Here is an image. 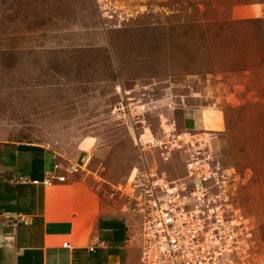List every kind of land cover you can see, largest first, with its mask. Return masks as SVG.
Here are the masks:
<instances>
[{
    "label": "rangeland",
    "instance_id": "obj_1",
    "mask_svg": "<svg viewBox=\"0 0 264 264\" xmlns=\"http://www.w3.org/2000/svg\"><path fill=\"white\" fill-rule=\"evenodd\" d=\"M0 143L96 188L127 225L122 264H139L143 169L237 210L236 255L264 264V0H0Z\"/></svg>",
    "mask_w": 264,
    "mask_h": 264
},
{
    "label": "crops",
    "instance_id": "obj_2",
    "mask_svg": "<svg viewBox=\"0 0 264 264\" xmlns=\"http://www.w3.org/2000/svg\"><path fill=\"white\" fill-rule=\"evenodd\" d=\"M48 157L56 164V154L41 145L0 143V264H122L127 230L122 242L111 240L108 221L121 219L104 217L99 193L89 182L71 176L46 187L15 182L19 176L46 178L52 172ZM71 165L73 173L77 168Z\"/></svg>",
    "mask_w": 264,
    "mask_h": 264
},
{
    "label": "built area",
    "instance_id": "obj_3",
    "mask_svg": "<svg viewBox=\"0 0 264 264\" xmlns=\"http://www.w3.org/2000/svg\"><path fill=\"white\" fill-rule=\"evenodd\" d=\"M59 168L54 164L42 180L19 176L15 182L43 187L52 180L63 182L65 175L54 172ZM69 168L74 170L75 166ZM131 183L128 200L142 215L138 226L140 264H244L236 254L248 243L251 232L237 210L203 203L205 190L201 185L194 184L192 192L186 194L177 181L164 179L150 169L140 171ZM62 246L67 247L68 242Z\"/></svg>",
    "mask_w": 264,
    "mask_h": 264
},
{
    "label": "trees",
    "instance_id": "obj_4",
    "mask_svg": "<svg viewBox=\"0 0 264 264\" xmlns=\"http://www.w3.org/2000/svg\"><path fill=\"white\" fill-rule=\"evenodd\" d=\"M23 148H31V145H19ZM100 227L103 228V222H101ZM108 228H112L111 232V240H115L116 242H122L126 238V230L127 225L124 223V221L121 220H109L108 221ZM111 251H114V249H111ZM116 252V251H114Z\"/></svg>",
    "mask_w": 264,
    "mask_h": 264
},
{
    "label": "bare ground",
    "instance_id": "obj_5",
    "mask_svg": "<svg viewBox=\"0 0 264 264\" xmlns=\"http://www.w3.org/2000/svg\"><path fill=\"white\" fill-rule=\"evenodd\" d=\"M50 212V211H49ZM49 218V217H48Z\"/></svg>",
    "mask_w": 264,
    "mask_h": 264
}]
</instances>
